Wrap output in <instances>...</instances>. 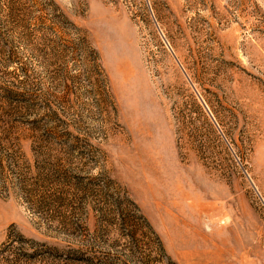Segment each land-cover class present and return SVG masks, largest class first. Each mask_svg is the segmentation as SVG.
I'll use <instances>...</instances> for the list:
<instances>
[{"label": "rangeland", "instance_id": "rangeland-1", "mask_svg": "<svg viewBox=\"0 0 264 264\" xmlns=\"http://www.w3.org/2000/svg\"><path fill=\"white\" fill-rule=\"evenodd\" d=\"M0 158L4 258L264 264V0H0Z\"/></svg>", "mask_w": 264, "mask_h": 264}, {"label": "trees", "instance_id": "trees-1", "mask_svg": "<svg viewBox=\"0 0 264 264\" xmlns=\"http://www.w3.org/2000/svg\"><path fill=\"white\" fill-rule=\"evenodd\" d=\"M56 15L58 17H60V16L62 17L63 16V14H61L60 12H58ZM94 51L97 54V51L96 50H94ZM1 160L2 159L0 158V171L3 170V165L1 163ZM0 182H2V181L0 180ZM16 241L19 242V244L21 245V247L19 248V250H20V252H21V250L23 251L22 254L19 253V252H17V253L14 254V252H13V254H14L13 257H15V259L13 258L12 260H10L8 257H5L4 258V255H2V253H1L5 249H3V251L0 249V254H1L0 255V264H9V263H11V264H20L21 261L23 260L22 259V256H25L27 258H33V257H35L38 254V248H36V245H35V248H33L34 250L32 252H29L28 251V249L31 246L27 247L28 246V243L36 244L37 241H34L33 239L27 238V237H25L24 235H22L20 233L17 234ZM11 248H12V243H11V245H9V247H8L7 250L11 251Z\"/></svg>", "mask_w": 264, "mask_h": 264}]
</instances>
